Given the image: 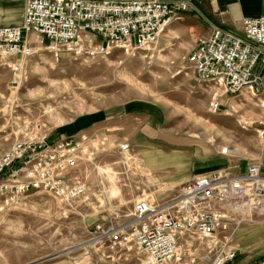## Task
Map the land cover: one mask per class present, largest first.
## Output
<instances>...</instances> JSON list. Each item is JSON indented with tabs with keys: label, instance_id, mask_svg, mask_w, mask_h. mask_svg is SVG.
Listing matches in <instances>:
<instances>
[{
	"label": "rangeland",
	"instance_id": "rangeland-1",
	"mask_svg": "<svg viewBox=\"0 0 264 264\" xmlns=\"http://www.w3.org/2000/svg\"><path fill=\"white\" fill-rule=\"evenodd\" d=\"M187 1L201 15L202 0ZM178 21L145 51L113 49L108 55L80 58L63 53L56 59L46 41L31 38L29 55L0 57V154L17 140L82 129L100 133L103 144L91 162L71 171L88 191L69 217L62 216L57 200L40 192L0 212V264H142L133 246L114 253L87 252L93 224L118 220L143 197L161 206L172 204L192 167L228 173L233 165L258 162L264 140L254 122L264 117L263 96L246 89L228 95L214 82L198 81L186 60L192 43ZM213 23L209 26L227 29ZM17 59L22 83L5 108L8 65ZM213 98L221 102L216 113L209 107ZM146 122H153L158 139L143 133ZM126 144L128 151L121 149ZM170 148L180 152H163ZM249 226L254 231L246 230ZM261 235L264 214L249 212L231 232L229 245L237 256L230 264H255L264 255V237L259 246L242 245Z\"/></svg>",
	"mask_w": 264,
	"mask_h": 264
},
{
	"label": "built area",
	"instance_id": "built-area-1",
	"mask_svg": "<svg viewBox=\"0 0 264 264\" xmlns=\"http://www.w3.org/2000/svg\"><path fill=\"white\" fill-rule=\"evenodd\" d=\"M189 7L187 0H24L21 26L0 27V57L29 55L31 38L46 41L56 59L63 53L80 58L108 55L113 49L145 51ZM240 23L243 37L212 26L186 60L198 81L214 82L224 94L246 89L264 99V15L243 17ZM8 66L5 108L22 83L20 61ZM209 107L218 112L220 100L213 98ZM254 125L264 140V117ZM102 145L101 134L88 129L13 142L0 154V212L40 192L57 200L62 216L69 217L88 191L71 171L91 162ZM121 149L128 151V145ZM262 207L260 162L236 175L212 170L185 180L170 205L143 197L118 220L95 222L87 252L114 253L133 246L142 264H230L237 256L229 245L231 232L249 212H261ZM255 264H264V255Z\"/></svg>",
	"mask_w": 264,
	"mask_h": 264
},
{
	"label": "crops",
	"instance_id": "crops-1",
	"mask_svg": "<svg viewBox=\"0 0 264 264\" xmlns=\"http://www.w3.org/2000/svg\"><path fill=\"white\" fill-rule=\"evenodd\" d=\"M23 1L24 0H0V27L21 26L23 19ZM201 5H202L201 15L197 13L198 12L197 6L194 5L191 7V4L187 11L179 14L178 22L185 24L187 33L189 34L192 43L190 51L195 47L199 39L208 36L211 28L209 25L214 24L213 22L223 23L225 28L227 27V29L234 28L240 33L239 34L232 33V34L239 37H243L241 23H240L241 19L243 17H258L264 15V0H202ZM227 29L224 30L227 31ZM228 32L230 31L228 30ZM143 130H144L143 133L148 138L151 139L159 138L157 132L155 131L153 122H146V128ZM168 142L172 144L170 140ZM153 150L161 151V149H156V148ZM169 151L180 152V150L172 149V148L163 152L166 153ZM149 152L150 151H148L146 155ZM257 161L261 163L262 174L264 175V149L262 150V154L258 156ZM156 165L160 167L165 166L164 164L163 165L156 164ZM223 165L225 167V164ZM153 166H150V168ZM220 167L221 166H219V168ZM245 168L246 167L244 164L233 165L232 168L228 170L229 171L228 173H230V175H236L243 172ZM204 171L207 170H205L204 168L194 169L192 167V169L189 171L190 173H188L187 175H190L189 177H192L200 173H203ZM177 175L179 174L176 173L174 176L177 177ZM254 229L255 228L253 226H249L246 228V230L248 231L249 230L254 231ZM254 234L256 235V233ZM263 237H264L263 235L256 237L251 242L243 243L242 246L245 247L246 245H252L255 243L257 246H259L257 242L261 241ZM232 264H238V261Z\"/></svg>",
	"mask_w": 264,
	"mask_h": 264
},
{
	"label": "bare ground",
	"instance_id": "bare-ground-1",
	"mask_svg": "<svg viewBox=\"0 0 264 264\" xmlns=\"http://www.w3.org/2000/svg\"><path fill=\"white\" fill-rule=\"evenodd\" d=\"M178 18H179V16H178ZM150 47H151V46H150ZM150 47H149V48H150ZM149 48H148V49H149ZM110 52H111V51H110ZM244 98H247V99H248L247 95H244ZM235 104H236V103H232V107H236V108H238V106H236ZM242 128H243V129H246L247 126H246V125H243ZM140 170H143V169L140 168ZM143 171H146V170H143ZM141 174H142V172H141ZM143 174L145 175V172H144ZM150 175H151V174H150ZM150 175H145V176L150 177ZM261 210H262L261 212L264 214V207H262ZM246 212H249V211L247 210ZM261 212H260V213H261ZM98 259H100V258H98Z\"/></svg>",
	"mask_w": 264,
	"mask_h": 264
}]
</instances>
